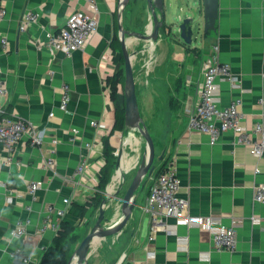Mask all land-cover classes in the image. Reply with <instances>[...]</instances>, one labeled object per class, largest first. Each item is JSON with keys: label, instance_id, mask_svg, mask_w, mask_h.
<instances>
[{"label": "crops", "instance_id": "obj_1", "mask_svg": "<svg viewBox=\"0 0 264 264\" xmlns=\"http://www.w3.org/2000/svg\"><path fill=\"white\" fill-rule=\"evenodd\" d=\"M119 1L96 0L97 32L84 49L66 55L48 49V33L62 27L73 10L88 11L86 0H2L7 14L0 34L7 35L9 41L6 49L0 43V62L10 94L0 98V106L8 114L31 122L42 140L32 145L24 137L13 152L0 147V264L40 263L56 236L51 229L41 230L47 205L63 206V198L69 197L71 204L64 221L78 225L88 218L81 219L80 214L97 190L105 163L102 136L109 134L115 123L110 78L123 67L121 52L112 45ZM138 7L130 0L124 9L121 16L126 29H138L134 24L135 13L142 11ZM164 7L165 31L158 41L157 63L176 68L175 81H180L186 93L185 118L168 147L166 159L161 160L164 168L172 165L177 169L181 177L179 193L189 200L188 213L193 219L212 218L229 225L233 218H244L238 228V248L235 252L219 250L209 229L179 223L171 215L164 216L170 228L154 229L145 211L150 178L140 189L132 217L123 229L130 231L127 244L115 259H102L99 264H264V203L254 199L255 186L264 182V155L256 157L249 146L237 143V134L232 130L225 131L212 145L206 134L189 128L186 112V106L195 99L202 63L211 45L218 42L220 60L232 65L242 87L219 81L220 105L241 98L244 123L249 127L261 123L264 127V0H164ZM28 11L39 12L40 17L21 32L20 24ZM191 15L196 17V29L193 42L188 44L176 28ZM150 22L146 1L142 30ZM135 38L128 37L131 51ZM63 83L70 85L72 114L59 108ZM159 83H165L162 77ZM92 120L99 125H92ZM73 128L79 134L70 141ZM118 132L123 131L111 136L114 146ZM86 142H94L91 151L85 147ZM139 144L131 134L122 136L121 163L116 178L109 182L112 191L120 185L121 169L123 179L136 171L146 151L142 154ZM84 159L88 168L79 177L76 171ZM47 160L54 161L52 167H43ZM33 180L43 182L35 196L28 191ZM9 196H13L12 201ZM120 213L119 208L113 211L115 220ZM21 221L27 222L25 235H12L11 230Z\"/></svg>", "mask_w": 264, "mask_h": 264}, {"label": "built area", "instance_id": "obj_2", "mask_svg": "<svg viewBox=\"0 0 264 264\" xmlns=\"http://www.w3.org/2000/svg\"><path fill=\"white\" fill-rule=\"evenodd\" d=\"M88 11L83 9L73 10L67 17L65 24L57 30L48 33L46 45L52 52L61 51L66 55L78 49H84L97 32L99 25V6L96 0H86ZM7 14V9L0 0V26ZM40 13L28 11L23 15L20 31L26 32L29 25L38 20ZM7 35L0 34V43L4 49L8 44ZM220 44L215 42L211 45V51L202 63V76L195 83V99L186 106L188 114L189 128L206 134L209 142L215 145L225 131L232 130L237 134L236 142L247 145L251 148V153L256 157L264 155V127L257 123L249 127L244 123V113L240 105L241 98H235L228 105H220V84L219 81L226 80L233 87L242 89L238 76L233 71L232 65L228 62L221 61L219 58ZM61 91V101L59 108L65 113L72 114L69 108L70 85L63 83ZM10 89L2 76V65L0 62V98L7 97ZM264 103V100L261 99ZM5 108L0 106V147H5L13 152L17 143L24 137H28L32 145L41 142L42 136L40 131L29 121L18 115L5 114ZM54 112H50L53 115ZM91 124L98 126L99 122L92 120ZM79 130L72 129L70 141H75ZM258 135H262L258 138ZM56 142L57 140L54 139ZM85 147L94 148V142H86ZM10 159V157H9ZM87 160L84 159L77 168L76 175L79 177L85 175L88 168ZM54 164L53 160H47L44 168H50ZM259 169L256 170V173ZM181 177L177 169L172 166H166L158 175L152 185L145 211L149 214L152 227L154 229L170 228L164 216H174L179 223L187 225H198L205 227L212 232L214 245L219 250L235 252L238 248V228L242 225L244 218H233L229 225L216 219H199L195 220L188 213L189 200L179 193ZM43 182L33 180L28 184V191L36 195L41 189ZM254 199L257 202L264 203V182L258 183L254 189ZM9 201L13 196L8 197ZM63 206L55 204L47 205L41 230L51 229L56 235L62 230L63 222L66 218L68 207L71 204L69 197L63 198ZM253 222H258L255 217L251 218ZM27 222H19L16 228L11 230L12 235L24 236L26 233ZM180 240H186L182 238ZM184 245V243H183ZM16 255V253L14 254ZM28 258H24L27 262Z\"/></svg>", "mask_w": 264, "mask_h": 264}, {"label": "rangeland", "instance_id": "obj_3", "mask_svg": "<svg viewBox=\"0 0 264 264\" xmlns=\"http://www.w3.org/2000/svg\"><path fill=\"white\" fill-rule=\"evenodd\" d=\"M133 2L137 7L139 6L138 8L140 10H142L141 12L135 13L134 24L135 28L138 29L133 30L142 32L146 1L133 0ZM145 43L146 41L135 38L132 50L139 51L143 47V45H145ZM158 43L159 42L148 44L147 42L149 48L147 47L148 49L146 50V52L140 51L133 58L136 91L140 105V111L149 131L154 138L156 146L157 160L155 161V163L158 164V166L154 167V171L152 174L153 176H148L143 181V183H146L151 178L150 187H152L156 178L164 169L165 162L163 160H160L162 162H158L159 157L163 155L162 159H166L168 147L170 146L173 137L178 131L179 125L182 124V119L185 118L183 110V100L186 92H184L183 88L180 86V81H175L176 68L168 69L157 63L158 60L156 58V55H158L159 53ZM122 68L123 70H125L124 64ZM160 76L165 82L163 85L159 83L161 78ZM123 135H127L126 132H118L117 136L114 138L116 149L119 148V150H121L123 148ZM131 135L140 142L138 147L143 154L146 146L144 137L137 130L131 132ZM142 145H144L143 148ZM134 174L135 170L125 176V187L130 184ZM91 198L92 197H90V199ZM100 203L101 200L97 201L90 209V212L86 214V217L88 216L87 220L77 225V240L70 245L69 252L67 254V262L73 255L83 237L94 225L98 217ZM113 211V206L107 208V217L111 219V217L113 216L112 220H115ZM112 220L107 221L106 225H109ZM129 233V230H123V232L116 236L112 235L105 238H100L103 243L99 244L95 248L92 247V255L90 257L89 264H99L102 259H115L116 256H119L121 250L128 242ZM73 264H76L75 261L73 262Z\"/></svg>", "mask_w": 264, "mask_h": 264}, {"label": "water", "instance_id": "obj_4", "mask_svg": "<svg viewBox=\"0 0 264 264\" xmlns=\"http://www.w3.org/2000/svg\"><path fill=\"white\" fill-rule=\"evenodd\" d=\"M148 8L150 10L151 22L146 26L145 30L142 32L126 29L123 20L122 13L130 0H120L119 1V32L118 36L121 41L122 52L124 55V69H125V129L126 134H131L135 130L139 131L144 137L146 142V151L142 157V160L138 164L133 179L130 184L125 187V177L121 181L119 187L112 191L109 188V183L103 190L102 200L99 206L98 217L89 230V232L83 237L80 244L74 251L73 255L70 257L67 264H73L74 259H76L77 264H89L90 257L92 255V242L95 238H105L108 236H114L123 231L127 226L128 222L132 217L133 210L137 204V198L139 190L143 188V181L151 176L156 156V146L154 138L149 131L144 118L140 111L139 101L136 91V79L133 67V58L136 56L140 50L131 51L128 46V37H137L148 44H154L159 41L163 32L162 29L165 28V7L164 0H146ZM208 19L209 15L205 14ZM196 17L194 15L186 16L182 19V22L177 26L176 30L180 37L188 44L193 42V36L195 35L196 29ZM148 45H144L142 48L146 50ZM122 154L119 151L116 152V166L112 179L115 176L116 170L119 168L121 163ZM163 156L161 155L159 159L161 160ZM117 200L118 203H113L112 200ZM113 206V209L119 208L121 211V216L118 220H112L107 217V208ZM112 220L109 225L106 222Z\"/></svg>", "mask_w": 264, "mask_h": 264}, {"label": "trees", "instance_id": "obj_5", "mask_svg": "<svg viewBox=\"0 0 264 264\" xmlns=\"http://www.w3.org/2000/svg\"><path fill=\"white\" fill-rule=\"evenodd\" d=\"M115 37L113 39V47L121 52L122 62L124 64V56L122 54L121 41L118 36V13L115 14ZM165 28L162 29L164 33ZM118 83L121 85V91L119 90ZM111 84V97L115 104V123L111 132L102 136L103 143V156L105 163L102 166L101 173L99 174V183L97 184V190L89 202L82 208L80 214L81 219L87 214V208L94 205L97 201L102 200L103 190L107 184L111 181V178L115 171L116 164V147L111 143V136L115 131H124L125 129V105L126 96L124 91L125 84V70L123 68L114 74L110 78ZM8 111L5 110V114ZM77 225L63 222L62 230L55 236L51 245L47 246L43 254L42 260L39 264H63L67 262V254L69 252L70 245L77 240Z\"/></svg>", "mask_w": 264, "mask_h": 264}, {"label": "bare ground", "instance_id": "obj_6", "mask_svg": "<svg viewBox=\"0 0 264 264\" xmlns=\"http://www.w3.org/2000/svg\"><path fill=\"white\" fill-rule=\"evenodd\" d=\"M116 178V175H115ZM123 180V170L121 169L120 175H119V182L121 183V181ZM119 184V183H118ZM113 190V189H110ZM100 241V238H95L92 242V246L95 248L96 244H98ZM75 263H76V259H74ZM73 261V262H74ZM77 264V263H76Z\"/></svg>", "mask_w": 264, "mask_h": 264}]
</instances>
